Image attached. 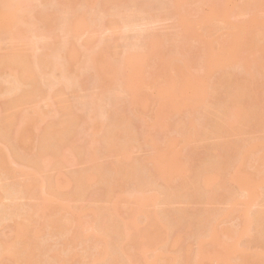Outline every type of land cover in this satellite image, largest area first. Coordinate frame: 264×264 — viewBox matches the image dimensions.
<instances>
[{"label": "bare ground", "instance_id": "obj_1", "mask_svg": "<svg viewBox=\"0 0 264 264\" xmlns=\"http://www.w3.org/2000/svg\"><path fill=\"white\" fill-rule=\"evenodd\" d=\"M28 1L29 0H0V40L1 41L7 40V42H9L10 44L8 50L0 54V87L4 83L6 84L9 83L6 88H7V95L10 96L9 103L4 102L6 104V105L4 104L5 116H0L1 117L0 118V142H2L3 144L5 143L6 144L5 147L7 146L5 150L0 149L1 150L0 151V190L4 192L0 196L1 197L5 196L4 198H8L9 200V202L6 204L5 203L0 204V225H3V223H5L8 220L14 219L17 223V226L19 227L18 228L19 230H18L16 224H14L15 225L14 227L16 228V230H18V233H19L17 237H16V234L18 233L15 234L16 239L12 240V242L4 241L3 243V240L0 242V260L1 258L3 259L4 257H8V258L10 257L17 263L20 261V259H25V261H27L26 264H42V261L45 264H50V262L48 263V261L45 259L47 261L46 263L43 258L45 257L44 255H49V254L46 253L42 255V257L40 255L46 252L45 248L46 250L50 248L49 247L47 249V247H42V244L43 246L46 245L42 242H44L46 239L52 240L53 236L51 237L49 235L50 233L49 234L47 233V235H49L51 238L49 236L48 238H46L47 236L46 235L45 236L46 239L43 237L45 240L43 238L39 239L40 241L41 239H43L42 242L40 241L38 242L37 240H35V238L38 237L37 234L39 232V229L41 230L42 228L40 226L43 225V224H39L37 226L39 222L38 218H40V216H38L39 215L38 211L41 208L43 209V207L46 206L47 204L44 203L45 205L43 206L39 205L40 209L38 211H37V209L39 208L38 206H29V207H32L33 210L34 208L36 209V207L37 209L33 211L35 213L32 212L33 214L31 213V210L28 209L29 211L28 214H25L27 213V209L24 208L25 206L23 207L21 205L19 209H17L18 204H16L17 202L15 203V200L18 194L20 195V193L25 192L27 193L28 196H30V198L33 196L34 197L37 196V194L40 195L39 193H41L44 197V200L48 201L49 203H51L52 200H57L59 202L62 201L64 203H67L65 201L69 199L61 195L63 191H60L61 193H58V194L55 193V189L53 187L54 184L50 180L52 177L49 178L50 173H47L46 175V172L50 170V168L56 169L57 167L58 169L59 164L62 167L63 162L60 163L56 157V154H59L61 150L60 147H58L56 143L58 144L64 143L65 145L68 144L70 146H67V149L72 148L71 143L74 141L73 138H75V135L72 138L71 132L73 133V130L75 127H76L75 130H76L78 125L82 126L83 125L82 123L86 121L85 120L86 115H84L85 114L84 110H87V109L88 110L86 111V113L93 112L94 114H96L95 116L93 115L95 117L94 118L95 121L92 119L95 122V123L93 122L94 125L91 127L93 128L91 132L93 136L102 134L101 137H103L104 140H107L108 143H111V141L117 140L118 135H122V134H124V136L125 134L127 135V137L125 136L126 138L122 136L124 139L122 138V141L119 145L112 147L113 150H117L118 154H122L123 157L117 158L111 161L112 163L109 162L110 165L109 164H101L103 166H101L100 164L99 166L90 165V166H87L86 168L83 167L84 169H81V170H72V171H75V173H73L72 175L68 174V173H72V171L66 173L65 170L63 169L64 167L61 168L62 170L58 169L59 171H61L59 172V174L62 177V179L63 177H66V180H67L66 182L69 184H72L74 188V190H72L71 192L69 191L70 193L67 192L68 193L67 195L69 196L71 195L72 197L75 195H78L83 190H85L88 186L91 187L92 183L96 182L95 185L98 184L103 191V192L99 191V193L100 192L101 193H100V196H99L100 198L98 199V201H101V199L109 200L110 204H112L111 206H113L111 208L107 205H103L101 209L93 207L91 205H90L91 208L88 206L87 210L88 212H90V214L93 213L94 220L91 223H89L91 225H88L82 222H81L82 224L80 223L83 226L85 224L86 227L91 226V228L89 227L90 229H92L93 227V230L94 229L96 230L95 231L96 233H93L94 231H92L93 235L100 237L99 240L101 241V246L98 249V254L96 253L95 255H93L94 264H107L108 260L111 261V263L109 262V264H127L126 263L127 259L125 260V258H128L131 260L133 255L127 252L125 248H127V245L131 243L132 238L134 240L135 235L140 236V234L138 233H140V231H142L143 228H144L145 234L142 237L144 238L147 237V239L149 238L150 241H157L158 239H160L159 237H165L168 240L171 237L172 235L171 233L173 232L174 229L176 228L179 229L184 226L185 228L192 230L194 236H196L198 240L201 239V236L204 234V231H206V234L211 238L212 243L217 244L218 246H220L221 249H225L227 251L228 248H235L232 244L222 241L220 238L221 232H220L219 226H220L221 220L227 217L230 214V211L222 212L221 210H217V209L215 211H209L206 209L197 211V209L195 210L194 208H193L194 210L178 208L179 210L176 211L174 209H168V208L172 207V203L177 198L183 197V196H185L183 198H185L188 202L201 201L202 193H203L204 188H206V185L214 184V185H218L219 189L224 188L225 184L228 183L227 174L230 171L231 173H240L241 171H243V169L246 166V157H243L232 168V165L226 164L228 163L227 159H224L222 166L220 164L210 165L207 160V158L209 159V157L207 156V158L204 161L201 171L200 170L196 171L194 170V168L192 169L191 167H185L184 164H182V162L178 161L176 158H171L169 160L164 159L163 161L156 160L153 166L151 165L148 168L149 173L147 174H142L140 172L138 173L137 170L135 169V166H133V162H135V159H132L131 156L127 155L130 152L129 146L131 142L138 138L137 132L134 129L135 127L133 123L131 122V120L133 119L132 118L133 116L130 114L131 115L130 117L129 115V113H131L130 111L133 110V108L131 110H128L131 107H129L128 109L123 108L122 110L123 112L120 111L119 113V111L116 109V103L114 99V97H116V94L114 92L116 91L113 92V89L105 88L98 83H96V85L97 86L99 85L98 86L99 88L97 86L96 88H98L101 91L93 90L92 88H94L93 87L94 84L89 82L90 88L92 87L91 88L92 90L89 87H87L86 89L91 90L93 92L96 91V92L94 93L91 92L93 94H90V93L83 94L84 96L81 95L82 97L79 96L80 98H82V101H81L82 107L80 106L81 109L80 108L79 109L82 110L81 112L84 116L80 114V112H78L79 113L78 115L77 110L73 108V104L70 105L71 103H69L67 99H65L67 101L61 100L66 94L67 90L71 91L72 88L75 89L76 85L81 86L84 81H88V77L84 78V72L88 71L89 69L88 67L85 68V71L81 70L80 68H76L75 70L69 72L68 73L69 75L67 74L66 70L69 69L68 61L72 58H75L78 53L74 42L67 39V37H69L71 29L75 28L77 32L75 39L77 38L79 39L86 29H92L93 27L98 25V22L102 19L103 14H105L106 16H111V18L109 17L110 25H111L109 30L111 33L112 32L116 33L117 31L119 32L118 38L121 41L124 40L125 48L122 44L123 54L121 53V50H120V54L119 52L116 54L114 52L113 54L111 53V51L110 52L108 51V49L110 48L111 37L108 35L102 38L101 42L103 46L102 48L98 50V53L95 55V57L92 58V60L94 59L98 60L100 64L98 63L97 67L94 66V74L92 73L91 76L98 75V70H96L97 68H100L102 70V74L104 77H107L110 79L111 77L112 78L114 77L113 79H115L117 78V76L118 77L122 76L123 78L122 77H120L121 79L119 78V80H122L120 82L127 84L126 88L127 90L131 92L130 95L132 99H136V98H142L143 95L146 94L144 93L145 90L143 92L142 91L143 89L141 90V87H138V85L140 83H142L141 85H143L145 81L144 79H146V77L148 78V75L150 73L151 74L149 75L148 81L151 75L153 74L155 75L158 73L157 74V77H158V75L160 76V73H161L162 77L161 76L160 77L164 81V82L162 81L161 83L164 85L165 84L167 85L158 88V83H157V87H156L155 86L156 81L158 80L155 79L156 78L155 77L156 75H155L154 77L152 76L153 78L151 77L150 79L152 80L150 81L151 86H149V87L154 86L155 88L158 89L157 92L159 93L157 92L156 93L159 95L158 96L159 98L161 97V95H164L161 97V99H163V97L164 99H166L167 98L166 94L170 89L176 90V91H172L171 94H175V93L177 94V92L179 93L176 86H178L180 83H181L180 88L182 89V90L180 89L181 90L180 93H182V91H185L186 89L188 90V88L190 89L192 88L193 90L191 91L192 94L197 97L201 89L198 86V83L202 81V78L199 76H194L191 73H187L185 71V66L187 64L185 63L186 65L185 64L181 65L180 63H178L176 61L177 59H176V53H175V50L178 47L179 42L181 40L179 37L180 32L188 33L189 31L188 28L190 26V23H189L190 21H188L189 19H186V13L187 11H189L190 6L194 4V0H116L115 3L117 4L118 9L110 8V9H107L108 12L107 10L103 11L105 10L104 8L103 9L98 8L99 6L98 0L96 1L86 0V2L88 3V6H90V10H87L86 5L82 2V0H79V4H80L79 8H82L83 10H80L77 7L75 11L74 10L70 11L71 8L69 9L73 0H37L39 1V4L37 5H43L44 8L49 7V9L52 11H50L49 9H48L49 11L47 10L44 11L43 10L44 8L38 9L36 15H34L35 13V10H33L34 7L31 8L32 5H30ZM166 4H169V5H166ZM212 8L213 9H217V8H214V6L211 7V11L213 13L219 10L217 9V11L216 10L213 11ZM164 9L172 13V18H174V20L176 21V22L174 21V23L177 24V26L180 25L182 29L184 28V31L180 30L179 34L178 32H172L171 34H167L168 36L165 39L162 38L160 35L159 37L156 35L157 38H160V37L162 38L161 42H158L156 38H154L155 35L153 34L154 37H152V34L151 35L149 33L146 34L147 29L143 28L141 25L149 22L148 21L149 18H146V17H149L148 14H151V13L153 14L151 16L156 17L157 20L161 19V16H162L161 14ZM103 12H106V13H103ZM216 14H213L212 16L210 15L208 18H206V22H210L214 15L216 16L214 18H217L218 14L225 15V13H222V10L221 12L219 11L217 15ZM223 17H220V18H223ZM260 22L262 24L263 21L260 20ZM41 23L42 25L40 26ZM187 23L189 26H187ZM46 26L49 27V32L48 30L45 29ZM136 31L139 32V36L136 35L138 33ZM62 32L66 33V36H64V39H65L64 43L61 41H60V44H58L57 42H55L56 44H49L50 42L48 41H47L48 43L45 42L46 40L50 38L53 39L55 36H57L59 33H62ZM131 32L132 34L136 32L134 37L135 36H138V37H135V38L133 37V38L136 41L138 40L140 41L136 42L134 41L133 38L130 39V37H132ZM37 38L39 39L42 38L41 39L43 40L42 45L44 48L47 49V51L45 52L43 50H46V49L43 48L42 54L41 52H38L40 54L37 53V47H38L37 45L39 43V40L38 41L36 40ZM153 38L155 40H153ZM153 41L154 42L157 41V43L155 44L151 43ZM135 42L137 43V45ZM247 42L248 41L244 39L240 43V46L243 44H246ZM250 42L252 44L254 43L252 39L250 40ZM19 43L21 44L22 47L17 49V46ZM158 43L159 44L161 43V45H159ZM59 45L61 46L59 47ZM150 45L151 46L153 45L154 47L157 46V49L155 48L154 49L155 51L154 50L150 51L149 48L152 49ZM158 46H160L159 49H158ZM40 47H41V44H40ZM62 51L65 52V54H63ZM56 58L59 59V62H54V59ZM145 59L147 62L145 61ZM151 61H153V63ZM255 61L258 62V59H256ZM156 63L158 65L160 64L159 65L160 67H161V63L163 64L166 63L167 68H170L169 70L168 69L166 70L167 72L168 71L169 72L168 73L166 72L167 76L165 80H164L165 76L163 77V75H166V73L164 74L163 72H159V71H162L160 70L162 68H160ZM150 64L154 66L152 67V69L154 68L153 73L151 72ZM52 65H53V71L56 70V72H59L58 74H55V72L53 71H52L53 73L46 72L47 68H51ZM163 66L164 65H162V67ZM6 67L10 69L9 72L4 71L3 68H6ZM146 67L147 68L150 67V68L147 69ZM128 68L130 69L129 73L127 71L126 72L124 71V69H128ZM157 68L158 69L160 68L159 71L155 70ZM148 72L149 74L147 75ZM263 72H264V66L263 64L258 62L257 69L255 70L247 69L245 72L241 73L242 74L241 76L239 73H236V72H231L230 74H228L229 76L228 79L223 82V84H227L225 89L228 91V94L232 90L231 85H233L235 82H239L238 84L239 88L244 90L245 92L240 93L233 101H231L229 96L221 100V106L218 110V113H219L218 116L214 120L212 118L210 119V123L214 125L218 131L227 130V126L230 124L231 117H234V119L237 120L238 122H247V123L254 117V113L252 112V110L257 105L258 93L252 87V82L255 83L257 80V75ZM125 73L127 75H125ZM5 74L9 75L8 79H4ZM176 74L178 76L180 75V77H177ZM81 78H84V80H81ZM124 78H126V81L124 80ZM180 78H181V81L178 82ZM161 83L159 82L160 86H161ZM168 84L169 86L170 84H172L171 87L173 86L174 88L167 89ZM149 87L147 85V88ZM140 91L143 93L142 95H140L141 94ZM138 92H140L139 95H138ZM171 94L169 95L173 99L174 97ZM46 95L48 96L47 98H46ZM55 96H56V99L58 96L57 100L60 99L63 103L65 101L64 104L66 106L63 108L66 110H63L61 105H60L61 107L60 110L62 112L64 111L67 112V115L65 114L67 120H65L66 119L65 118L60 126H58L56 123L51 121L53 122V124L49 122L51 125L47 127V124H48L47 123L45 125L46 128H44L43 132H41V134L39 135L40 132L38 133L37 131H34V130L40 129L38 131H42L41 129H43V127L39 126V124L37 123V119L35 121V118L38 117L40 114L39 112L34 110V108H36L38 104H40L41 100L51 101V99L53 100L54 99L53 97ZM146 96L147 97L144 96L145 101H148L146 100V98H148V95ZM170 96H168V98H170ZM39 98L40 99L42 98V99L40 100ZM172 99L170 98V100ZM145 101H142L143 105ZM166 101L168 102V104L171 105V103H169L170 101L168 100ZM172 101L175 102L176 100L174 101L173 99ZM176 103H172L173 105L171 106L172 107L176 106L175 105ZM246 103H249V109L246 108ZM25 104L29 105L28 106V108H30L29 111H26L27 107L21 109V107H23ZM160 104L162 107L163 104L161 102ZM168 104L167 106L169 107ZM161 107L159 108V110L161 111L156 112L157 116L164 113L162 109L165 108L166 106L163 108ZM124 109L125 111L126 110L128 111L126 112L129 117L125 115ZM60 110H56V111L60 112ZM174 110H178V108L176 107ZM4 114L0 113V115H4ZM69 115H71V117L72 116L75 117V119H73L74 121L72 120L73 117L71 118V120L73 121V124H71L70 119H69L70 122L68 121V118H70ZM110 115L113 118L112 119L110 117L112 120L111 122H114V123L110 124L111 123L110 122L109 124H106V121H104V118L102 117H105L106 119H108ZM41 116L46 117L48 115L44 116V113H43V115H40V117ZM40 119H38V121ZM40 121H42V119ZM77 122L78 124H76ZM34 123H36V125L34 126L32 125L33 127L30 126L31 124H34ZM15 124L16 125L18 124L19 126L18 125L17 126L19 128H17ZM252 124L256 127L264 128V122L263 123L253 122ZM71 125H74V127L72 128ZM181 126H182L181 122H178L177 128H180ZM32 128H36L33 130L34 132H32L31 130ZM30 130L33 134L37 132L36 135L37 136L39 135L38 139L34 140L35 138L33 137L37 138V136L35 134L34 136L32 133L30 134ZM30 136L32 137V139ZM37 140H38V143H37ZM94 140L95 139L93 138L92 141ZM31 142L32 143L36 142L37 144L35 143L34 145H36L37 148H39V150H37L36 147L33 146ZM30 143L33 147H31ZM256 143H258L259 145H264V137L263 138L261 137ZM29 146L30 148H32L31 149L32 154H33L32 150H34L33 149L34 147L36 150L35 152L38 154H35L34 152L35 156H33L34 154L31 156ZM52 146L54 147L52 148ZM55 146L59 149H54L56 148ZM229 146H230L231 151L236 150L238 148L239 150L241 148H244L245 149L244 154H252L253 147H254L252 144L241 146L237 142H232L229 144ZM79 147L77 146L75 148V152H77L78 154H82L84 151V146L81 145V147L80 148ZM109 147L110 146L108 144L105 146V148H109ZM216 151H219V148H217ZM1 152L3 155H1ZM24 152L27 153L26 159H25L26 155L23 154ZM166 153L167 151L164 152L163 154H166ZM86 154H93L91 151V148L86 150ZM22 155H25L23 157L24 160L22 161V163L20 162V164L25 167L23 168L24 169L27 168L28 172L30 171V169L35 170L34 172H32L34 175V178H32V180H30L31 177L33 176V175L30 176L31 173L30 174L28 173L26 175V176H29L28 177L29 180H28L27 177L23 175L27 173V171H24L23 169L21 171L23 172V174L17 173L21 169H19L17 166V168L19 169V170L17 169L18 170L17 171L15 168L16 166L15 167L13 166L14 164L19 165V159L22 157ZM259 159L260 160L264 159V156H261ZM24 162L26 164H24ZM130 162H132V165ZM251 166H255V165L252 164ZM259 166L260 165H258V167ZM63 170L65 174L62 172ZM257 170H260V172L263 171L261 169H257ZM9 173L13 175L14 177H12ZM35 173H36V176H35ZM190 173L194 174L193 178ZM3 174H5L4 177L5 176L7 177V175L9 176V178L12 177L10 179L7 177V180L9 182H7L6 177H5L6 181L5 180L3 181L2 179ZM20 174H22L24 178H20ZM17 177L19 178L17 179ZM25 177L27 180L25 179ZM181 177H184V178H181ZM243 177L244 176H239V180H242ZM14 178L17 180H15ZM158 178L165 179L168 184L165 183L166 185H162L164 186V188H162L158 184ZM190 178L191 180H189ZM19 179H21L22 181ZM24 179L26 181H24ZM10 180H13V182H10ZM177 181H180L181 183H178ZM259 181L260 182L256 180L248 181L250 186L247 188L249 190V193L245 195L246 202L249 203L251 197H255V200L259 199L260 194L256 192V188L261 184L264 185V175H261V177L259 178ZM243 183L244 182L239 183L238 185L239 188H245ZM118 187L120 188L119 190L117 189ZM156 191L159 194L156 193ZM27 195H22V196H27ZM42 195H40L41 198H42ZM217 196L220 197V194L216 195V197ZM231 196H233V194ZM159 198H161L164 202H166V204L167 203L169 204L164 209L166 210V212L164 210H159V209L158 210L156 209V211L151 210V212H148L147 210L146 212L140 207L141 205H149L148 204L149 202H157ZM134 200H137V201H134ZM123 201L126 202L125 204H128V203L135 204L137 202L138 208H137L136 214L134 215V218L126 217V218H123L122 221L120 219L118 221L115 217V213L118 210V208L124 203ZM60 205L65 206V204H60ZM49 206L52 208H50ZM21 207L26 212H20ZM53 207L54 206L50 204L48 205V207H45L44 209L47 212L46 210L47 208H50L53 210ZM73 207L74 206H71V209ZM65 208H67V206H65ZM74 208H73V211L75 212L77 211L76 214H78L79 211L75 210ZM54 209H56V207ZM85 209L81 208L80 213H82L83 212L82 210H85ZM89 209H91L92 211H89ZM53 211L55 212V210ZM46 212H42V213H45L46 215ZM21 213L24 216L21 215ZM42 213L40 215H42ZM57 214H56L57 216L60 215L59 217L55 215L57 219L54 215L52 216H54L55 219L54 217H51L52 219L50 221H52V224H51L52 229L53 231H56L58 234L63 232V234L68 236L69 233H71L69 221L72 218L70 219V217H67V215H61L59 213ZM86 214L87 213H85V215ZM45 215L43 214V216L41 217H45ZM142 215H144L146 218L145 224H142L140 221V218ZM63 216H66L65 218L66 219L68 218V220H65V218L63 219L62 218ZM36 217L38 218L36 219ZM21 218H22L23 223L20 222ZM23 218L25 220H23ZM36 221L38 222L36 223ZM169 221L172 223H169ZM257 223H259L260 226H262V224L264 226V208L257 212H253V213L248 212L246 214L241 224L240 233L246 232V234L250 235V233L252 232V226L256 225ZM83 226L82 228L85 227ZM35 227L36 229L39 227L37 229L38 231H36L37 234H35ZM135 231L137 232V234ZM73 233L74 232L71 233V238L73 237ZM133 233H135L134 236H133ZM226 233L231 238L233 237V235L235 236L236 233H238V230L230 229L226 231ZM260 233L264 234V227L260 228L257 234L255 233L253 234L254 238L258 239L259 236H262V234ZM51 235H52V232H51ZM60 236L61 237L58 236L60 239L63 238L62 235ZM67 236H65L64 238H66ZM75 236H77V233H75L74 237ZM179 237L180 236H178V238ZM69 238L70 236L68 237V239ZM55 240L57 241L59 239L54 238V243L56 242ZM64 240H62V243L64 244V242H66L65 249L67 251L66 252L67 254L64 252L65 254L63 255L64 262L62 261L60 257L61 254L60 256L57 255L59 251L57 252L55 248L52 250L53 252L50 251V249L48 250L49 252H52L51 254L55 253L53 258H52V255L48 256V260H50L49 258L51 257L54 260L58 258L57 260L60 261V262L58 261L59 262L58 264H62V263L63 264H71V263L78 264L80 259L77 260L78 258H76L75 256L78 253V251L76 250V247H75V250L73 249L74 246L71 247L74 251H77V253L75 252L76 254H74V257H75V260H74L72 257L74 252L72 253L71 252L72 249L70 248V246H72L73 240H76V238L72 240L69 239V244H71L70 246L68 244L69 247H67V239H64ZM50 241L48 242L50 243ZM39 243H42L40 246L42 247L41 249L38 248ZM62 243L61 245L64 246ZM133 243H135V245H133V247H135L140 242L135 241ZM57 245L58 243H56V246ZM49 246L56 247L55 244L54 246H52L51 244ZM87 247L85 249L86 252H83V253H87V249H90ZM220 248L213 250L212 252H210L211 253L210 254L205 249L203 243L200 242V247L198 248L199 250H196L194 254L188 251L185 257V260L181 262L180 258L177 257L176 260L173 261L172 264H203V260L211 259V258H216L215 260H218V261L220 260L225 261V256ZM38 249L39 251H41V253L38 252ZM42 249H44L43 252H42ZM134 249L132 251H134ZM90 250L88 251L90 252ZM240 251L245 252L246 250L244 248H241ZM143 252H145V249L143 250ZM36 253H39L40 255ZM81 253L82 252H80V256L81 257L83 256L82 258L84 259L85 255ZM121 254H123V257L121 256ZM258 254L261 257H264L262 256L264 255V253L258 252ZM38 255L41 258L38 257ZM77 255L79 257V254ZM71 258L73 262H71L72 261ZM82 258L80 260V263L84 261L82 260ZM244 259L247 263L249 262L248 261L249 256L247 254L246 256H244ZM54 260H52L53 263H54ZM57 260L55 261V263H57ZM254 260L261 261V259L257 257V254L254 257ZM74 261H78V262H74ZM1 262L2 261H0V264Z\"/></svg>", "mask_w": 264, "mask_h": 264}, {"label": "rangeland", "instance_id": "obj_2", "mask_svg": "<svg viewBox=\"0 0 264 264\" xmlns=\"http://www.w3.org/2000/svg\"><path fill=\"white\" fill-rule=\"evenodd\" d=\"M98 1H99L98 8H101V9L104 8L105 10H103V11H106L107 9H110V8L118 9L117 4L115 3L116 0H98ZM243 1H244V3H243ZM28 2L30 3V5H32L31 8L34 7L33 8V10H35L34 15L37 14L38 9L44 8L43 5H37V4H39V1H37V0H29ZM82 2L86 5V9L90 10V6H88V3L86 2V0H82ZM79 5H80L79 0H75V1L73 0L71 3V6L69 7V9L71 8L70 11H73V10L75 11V9L77 7L79 8ZM166 5H169V4H166ZM212 6H214V8H217L219 10L217 11V9L212 8L213 11H215V10L217 11V12L213 13L211 11ZM98 8H96V9H98ZM48 9H49V7H46L43 10L49 11L50 9L49 10ZM79 9L83 10L82 8H79ZM220 9L222 10V13H225V15L220 14L221 15L220 16L218 14L219 11L221 12ZM50 11H52V10H50ZM223 11H225V12H223ZM107 12H108V10H107ZM211 12H212V14H211ZM103 13H106V12H103ZM216 13L218 14L217 18H214V17H216L214 15L210 22H206V18H208L210 15L212 16L213 14H216ZM148 15H149V17H146V18H149V20H148L149 22L142 24L141 26L143 28L147 29L146 34L147 33H149L150 35L152 34V37H154L153 36V34H154L155 35L154 38H156V40L158 42H161L162 38L165 39L168 36L167 34H171L172 32H178V34H179L180 30L184 31V28L182 29V27L180 25L177 26V24L174 23L175 20H174V18H172V13L166 11L165 9L163 10V12L161 14L162 15L161 19H159V20H157L156 17L151 16V15H153L152 13L148 14ZM145 16H146V14H145ZM219 16L220 17L224 16V17L220 18ZM109 17L111 18V16H106L105 14H103L102 19L98 22V25H96L92 29H86L79 39L78 38L75 39V36L77 34L76 29L75 28L71 29V27H70L71 31H70L69 37H67V39L74 42V44L76 46V50L78 51L79 54L77 53V56L75 58H72L68 61V68L69 69L66 71H67V74L69 72L75 70L76 68H80L81 70L85 71V68L88 67L89 68L88 71L84 72V78L88 77V81H84L81 86L76 85L75 89L72 88L71 91L67 90L66 94L64 95V97L61 100L63 101L65 99H67L68 102L71 103L70 105L73 104V108L75 110H77V114L79 115L78 112H80V114H82V112H81L82 110H80L82 98H80L79 96H81L83 94H89V93L93 94L94 92H96V91H94V92L91 91L92 89L97 90V91H101L98 89L99 85L97 86L96 83L102 85L105 88L113 89V92L116 91V92H114L116 94V97H114V99H115V103H116V109L119 111V113H120V111L123 110V108L128 109L129 107H131L128 110H131L133 108V110L130 111L131 113H129V115L131 114L133 116L132 117L133 119L131 118L132 119L131 122L133 123V125L135 127L134 129L137 132L138 138L131 142V144L129 146L130 152L127 155L131 156L132 159H135V162H133V166H135V169L137 170L138 173L139 172L142 174L149 173L148 168L151 165L153 166V164L156 160H162L163 161L164 159L169 160L171 158H176L178 161L182 162V164H184L185 167H191L192 169L194 168V170H196V171H198V170L201 171L203 164H204V161L207 158V156L209 157V159L207 158V160H208V163L210 165L220 164L222 166L224 159H227L228 163H226V164L232 165V168L243 157H246V166L243 169V171H241L240 173H231V171H230L227 174L228 175V183L225 184L224 188L219 189L218 185H214V184L213 185H206V188H204L203 193H202V200L201 201H190V202H188L185 198H183L185 196L182 195L183 197L177 198L172 203V207L168 208V209H174L176 211H178L180 208L181 209H190V210H194V209L196 210L197 209V211L202 210V209H206L209 211H215L217 209V210H221L222 212L230 211V214L221 220V223L219 226L220 232H221L220 238L222 241H225L229 244H232L235 248H228L227 251L225 249H221L220 246L212 243V240L206 234V231H204V234L201 236V239L198 240V238L196 236H194L192 230L187 229L184 226L182 228H179V229H177V228L174 229L173 232L171 233L172 234L171 237L168 240L165 237H159L160 239H158L157 241H150L149 238L147 239V237L146 238L142 237L145 234L144 228L142 227L143 228V229L141 228L142 231H140V233H138V234H140L141 237L138 235H135L136 238L134 237V240L136 242H140V243L139 244L137 243L138 245L136 244L137 246L133 247V245H135V243H133V242H135V241L132 238L131 243H129L127 245V248H125L127 250V252H129L133 255L131 260L128 258H125V260L127 259L126 263L127 264H172L173 261H175L177 257H179L181 262H182L183 260H185L187 252L190 251L192 254H194L196 252V250H199L198 248L200 247V242H202L205 249L208 251V253L212 252L213 250L220 248L222 250L224 256H225V261L220 260L221 261L220 262L218 260H215L216 258H211V259L203 260V264H264V257H261L258 254V252L264 253V234L260 233V234H262V236H259L258 239H255L253 236L254 233L257 234V232L260 228L264 227L263 224H262V226H260L259 223H257L256 225H253L252 226V232L250 233V235L246 234V232L240 233L241 224H242L243 219L245 218L246 214L248 212H250V213L257 212V211L262 210L264 208V185L263 184L259 185L256 188V192L258 194H260L259 199L255 200V197H251L249 203L245 201L246 200L245 195L249 193V190L247 188L250 186V184L248 181L249 180H256V181L260 182L259 178L261 177V175H264V159H262V160L259 159L261 156H264V145H259L258 143H256L261 137L262 138L264 137V128H259V127H256L252 124L253 122H258V123L264 122V102H263V100H264V72L257 75V80L255 83L252 82V87L254 88V90L257 91L258 98H257V105L252 110V112L254 113V117L248 123L247 122H238L237 120L234 119V117H231L230 124L227 126L226 131H218L216 129V127L210 123V119L212 118L214 120L219 114L218 110L221 106V100H223V99L227 98V96H229L231 101H233L240 93L245 92L244 90L239 88V86H238L239 82H235L233 85H231L232 90L228 94V91L225 89L227 84H223V82L228 79V77H229L228 74H230L231 72H236V73H239L241 76L242 75L241 73L245 72L247 69H252V70L257 69L258 62H260L264 66V24H263V22H264V0H194V4L190 6L189 11H187V13H186V19H189L188 21H190L189 22L190 26L188 25V23H187V26H189L190 29L188 28V30H189L188 33H185V32L181 33L180 32L179 37L181 40L179 42L178 47L175 50V53H176V59H177L176 61L178 63H180L181 65H184L185 63L187 64V65L185 64L186 65L185 71L187 73H191L194 76H199L202 78V81H200L198 83V86L201 89H200V91L196 97L191 92V91H193L192 88L191 89L188 88V90L186 89L185 91H182V93H180L182 90L180 88L181 83L179 85L177 83L178 86H176V88L179 91V93L177 92V94H176L174 92L175 94H171L172 91H176V90L170 89L171 91L169 90L170 92L168 91L166 94L167 98H168V96H170L169 94H171L174 97L173 98L174 101L176 100L177 103H176V101L175 102L172 101L173 99L171 96H170V98L172 100H170V98L164 99V97H163V99H161V97L164 95H161V97L159 98L158 97L159 95L157 94V93H159V92H157L158 89L155 88L154 86L149 87V86H151L150 81H152L150 79L152 76L154 77L155 75H156L155 79L158 80V81L154 80V81H156V85L154 84L156 87H157V83H158V88L167 85V84L164 85L161 83L163 81V79H161V77H162L161 73H160L161 77L159 75L157 77L158 73L155 75L154 74L151 75L149 81H148V78H149V75L151 73L150 74H149V72L147 73V75L149 74L148 78L146 77L147 80L146 79H144L145 81L143 80L144 81L143 85H141L142 83L139 84L141 86L138 85V87H141V90L143 89L142 90L143 92L145 90L144 93H146V94L143 95L142 98H136V99H132V97L130 95L131 92L129 90H127V88H126L127 84L120 82L122 80H119V78L122 76H119V77L117 76V78H115V79H113L114 77L113 78L111 77V79L104 77L102 74V70L100 68L96 69V70H98V75L91 76L92 73L94 74V66L97 67L98 63H99L98 60H96V59L92 60V58H94L95 55L98 53V50L100 48H102V46H103V44L101 42L102 38H104L105 36H108V35L111 37L110 48L108 49V51L109 52L111 51V53H113V54H114V52H115V54L118 52L120 54V50L122 53V51H123L122 44H123V46L125 45L124 40L121 41L118 38V33H119L118 31L116 33L110 32L109 29H110L111 25H110V18ZM260 20L263 21L262 24H261ZM41 25H42V23L40 24V26ZM45 29L48 30V32H49L48 26H46ZM132 32H131V34H132ZM136 32H138V31H136ZM136 32H134L131 35L132 37H130V39H132L134 37ZM136 35L139 36V32ZM156 35L158 37L160 35L162 38L161 37L157 38ZM64 36H66V33L62 32V33H59L57 36H55L53 39L50 38V39H48L46 41L44 40V41L46 43L50 42L49 44H56L55 42L60 44V41L63 43L65 42ZM138 36H135V37H138ZM39 38L36 39L37 41L39 40V43L37 42L38 43L37 46L39 47V48L37 47V53L41 52V54H42L43 51L46 52L47 49L44 48L42 45V43H43V40H41L42 38L41 39H39ZM154 38H153V40H155ZM244 39L247 40L248 42L246 44H243L240 46V43ZM251 39L254 41L253 44L250 42ZM134 41H136V40L134 39ZM134 41H132V42H134ZM138 41H140V40H138ZM138 41H136V42H138ZM157 41H155V42L153 41L151 43L155 44V43H157ZM40 44H41L42 48L40 47ZM9 45L10 44H9V42H7V40H4V41L0 40V54L7 51L9 48ZM136 45H137V43H136ZM159 45H161V43ZM60 46L61 45H59V47ZM20 47H22V46L19 43L17 46V49ZM151 47H152V49L149 48L150 51L154 50L155 48L157 49V46L154 47L152 45ZM159 47L160 46H158V49H159ZM43 48L46 50H43ZM124 48H125V46H124ZM62 53L65 54V52H63V51H62ZM38 54H40V53H38ZM256 59H258V62L255 61ZM60 60H61V58H60ZM145 61H146V59H145ZM54 62H59V59H57V58L54 59ZM151 62L153 63V61H151ZM163 63H161V67L159 66L160 64L158 65L156 63L160 68H162V69L159 68L162 71H159L158 68L155 70H158L159 72H163L165 74L167 72L166 70L167 69L169 70L170 68H167V64L166 63L163 64ZM156 64H155V66H156ZM162 65H164V66L162 67ZM150 67H148V68H150L151 72L153 73L154 68L152 69V67H154V66L150 64ZM3 69L6 72L10 71V69L8 67L3 68ZM128 69H124V71L125 72L127 71L129 73L130 69L129 70ZM52 71H53V65L51 66V68H47L46 72H51V73L55 72V74L59 73V72H56V70L53 72ZM167 73H166V75H163V77L165 76L164 80L166 79ZM125 75H127V74L125 73ZM176 76L180 77V75L178 76L177 74H176ZM4 77H5L4 79H8L9 75L5 74ZM84 78H81V80H84ZM124 80L126 81V78H124ZM180 81H181V78H180V80H178V82H180ZM89 82L94 84V86H93L94 88H92V87H91L92 89L90 88ZM159 82L161 83V86L159 85ZM8 84L9 83H7V84L4 83L0 87V113H2V114L5 113L4 112L5 111V106H4L5 103L4 102L9 103V100H10V96L7 95V88H6ZM147 85L149 88H147ZM171 85L172 84H170V86H169V84H168L167 89L168 88H174L173 86L171 87ZM96 86L98 88H96ZM174 86H175V84H174ZM87 87H89L91 90L86 89ZM137 90H138V88H137ZM91 92H93V93H91ZM140 92H138V95ZM142 94L143 93L141 92L140 95H142ZM146 95H148V98H146V100H148V101H145L144 96L147 97ZM47 97L48 96L46 95V98ZM53 98L54 99L53 100L51 99V101L50 100L49 101L41 100L42 98L41 99L39 98L41 100V102L38 100L40 102V104H38V106L40 108L36 105L37 107L36 106L35 107L37 109L34 108V110L39 112L40 115H43V113H44V116L45 115H48V116H46V117L41 116L40 117V115L39 116L36 115L38 117L35 118V121L37 119V123L39 124L40 127H43V129H41L42 131H38L40 129L37 130L36 128H32L31 129L32 132H34V131H37L38 133L40 132L39 133V135H40L41 132H43L44 128H46L45 125L47 123H48L47 127L49 125H51L50 123L53 124V122L56 123L58 126H60L61 123L63 122V120L66 118L67 112H65V111L62 112L60 109H61V107L63 108L66 106L64 103L67 100H65L63 103L60 99L57 100L58 96H57V99H56V96ZM160 99H161V101H160ZM166 100L170 101L169 103H171V105H173L172 103H176L175 104L176 106L172 107L170 104H168V102ZM142 101H145L144 105H143ZM60 102H61V104H60ZM160 102L164 106L162 105V107H161ZM167 104L169 105V107L167 106ZM60 105H61V107H60ZM28 106H29L28 104H25L23 107H21V109H23L25 107L28 108ZM160 107L161 108L165 107L162 109V111L164 113L157 116L156 112L161 111V110H159ZM176 107L178 108L179 111L174 110ZM27 108H26V111H29L30 108H28V109ZM246 108L249 109V103H246ZM55 109L60 110V112H57ZM125 109H124V113H125V115H127L128 111L126 110L127 111L126 112ZM63 110H66V109L63 108ZM87 110H84L85 111L84 115H86L85 116L86 121L82 123L83 124L82 126L78 125L76 130H75L76 127L74 128L75 131L73 130V133H75V134H73L71 132L72 138L75 135V138H73L74 141L71 143L72 148L67 149V146H70L68 144L65 145L64 143L63 144L62 143H60V144L56 143L57 146L60 147V149H61L60 153L56 154V157L60 163L63 162V165L61 164L62 167L59 164L58 169L62 170L61 168L64 167L63 169L65 170L66 173L71 172L72 170H81V169H84L83 167L86 168L87 166H90V165L99 166V164L100 165L101 164H109V162L112 163L111 161H113L117 158L123 157L122 154H118V151L113 150L112 147H115L121 143L122 138H123L122 136H124V134L118 135L117 140L111 141V143H108L107 140H104L103 137H101L102 134L97 135V136H93L91 133L93 128H91V127L94 125L93 124V122L95 121L94 116L96 114H94L93 112L91 113L89 111H88L89 113H86ZM118 111H116V112H118ZM41 112H42V114H41ZM6 113H7V111H6ZM36 114H38V113H36ZM131 115H130V117H131ZM0 116H5V114L0 115ZM69 116H70V118H68L69 122H70L72 117H73L72 120L75 119L74 116H72V117H71V115H69ZM69 116H67V117H69ZM92 116H93V118H92ZM39 117L42 119V121H40L41 119ZM42 117L44 118V120ZM110 117L112 118L111 115L109 116L108 119H106L105 117H102V118H104V121H106V124H109L112 121ZM38 119H40V120L38 121ZM65 120H67V118ZM72 120H71V124H73V121H74V120L73 121ZM51 121H53V122H51ZM82 121H84V120H82ZM178 122H181L182 126L180 128H177ZM113 123L114 122H111L110 124H113ZM76 124H78V122ZM79 124H81V123H79ZM17 125L15 124V126H17ZM32 125L34 126V125H36V123L31 124L30 126H32ZM18 126H17V128H19ZM30 126H29V128H30ZM35 127H37V126H35ZM71 127L73 128L74 125H71ZM34 129H36V130H34ZM15 130H16V128H15ZM31 130H30V134L32 133ZM37 132H35L34 134L36 135ZM39 135L38 136L36 135L37 138L33 137V138H35L34 140L38 139ZM125 136L127 137L126 134H125ZM125 136H124V138H126ZM93 138L95 139L94 141H92ZM31 139H32V137H31ZM232 142H237L241 146H246L247 144H252L254 146L252 154H244V152H245L244 148H241L240 150L238 148L236 150L231 151L229 144ZM31 143H30V145H31ZM35 143L36 142L32 143L33 146H35L36 149L39 150V148H37V146L34 145ZM37 143H38V140H37ZM66 143H68V142H66ZM114 143H116V144H114ZM107 144L110 146L109 148H105V146ZM112 144H114V145H112ZM5 145H6L5 143L3 144L2 142H0V149L5 150V148L7 147V146L5 147ZM81 145L84 146V151L82 154H78L77 152H75V148L77 146L81 147ZM33 146L31 145V147H33ZM35 147L33 148L34 150H32L33 154L36 151ZM53 147L54 146H52V148ZM29 148H30V146H29ZM89 148H91V151L93 154H86V150ZM217 148H219V151H216ZM26 149H28V148H26ZM31 149L32 148L29 149L30 152H31ZM54 149H59V148L56 147ZM166 151H167V153L163 154ZM26 152L23 153L26 156L22 155V157L20 158L21 160L19 159V165H21L20 162L22 163V161L24 160L23 159L24 156L26 159V157H27ZM4 153H5V151H4ZM33 154L31 152L30 155L32 156ZM35 154H38V153L35 152ZM35 154L33 156H35ZM1 155H3L2 152H1ZM31 156H30V158H31ZM132 159H131V161H132ZM25 162H24V164H26L28 161L26 163ZM130 163L132 165V162H130ZM252 164H254L255 166H251ZM19 165L14 164L13 166L14 167L16 166L15 167L16 170L18 168L21 169V170L18 169L20 172L17 170L18 171L17 173L23 174V172H21V171L25 167L22 165L21 166H19ZM258 165H260V166L258 167ZM17 166H18V168H17ZM51 166H53V165H51ZM101 166H103V165H101ZM20 167H22V168H20ZM58 169H57V167H56V169L50 168V170H48L46 172V175H47V173H50L49 178H51V177L53 178V179L51 178L50 180L54 184L53 187L55 189V193H57V194L61 193L60 191H63V193L66 192L64 194L62 193L61 195L65 198L69 199V200L64 199V200H66L65 202H67V203H64L62 201L59 202L57 200H52L53 202L51 201V203H49L48 201L44 200V197L41 193H39V194L42 195V198L38 194H37L38 197L33 196L30 198V196H28L27 193L22 192V193H20V195L18 194L16 196L15 203L17 202L16 204H18L17 209H19V207L21 205L23 207L25 206L24 208L27 209V213H25V214H28V212H29L28 209L31 210V213L37 209V207H36V209L34 208V210H33L32 207H29V206H38L39 207V205L43 206V205L47 204L46 206L43 207V209L45 207H48V205H50V204L52 206H54L53 210H55V212L52 209H50V208H52L50 206H49L50 208L46 209L47 212L45 211V209L44 210L42 208L40 209V207L37 209V211L40 209L42 212H46V215H45V213H42L40 210L38 211V214H39L38 216H40V218L36 217V219L38 218V221H39V222L36 221V223L38 222L37 226L39 224H43V225L40 226L42 228H41V230L39 229L38 234L36 231H38L37 229L39 227L37 229L35 227V234H37V236H38V237H36L37 239L35 238V240H37L39 242L40 241L39 239L43 238V237L45 238L47 233L48 234L50 233L49 235L51 237L53 236L55 239H59V240H57V241L55 240L56 242L54 243L53 237H52V240L46 239L49 236V235H47L45 238L46 240L43 238L45 240L44 242H42L43 239H41V241H40V242L46 244L47 246L46 245L43 246L42 243H39L38 248L41 249L42 247H47V249H48L50 247L49 248L50 251H52L55 248L57 252L59 251L57 255L60 256V254H61L60 257H61L62 261L64 262L63 255L67 251L65 249V243L66 242H64V244H63L62 240L67 239V247H69L71 245V244H69V239L72 240V239L76 238V240H73L72 246H70V248L74 246L73 249L75 250V247H76V250L78 251V253H77V251H74L72 248H71L72 250L69 249V250H71L72 253L74 252L72 257L75 260L74 254H76V253L79 254V257H81L80 252H82L81 254H83L85 256H84V259L82 258L83 256L81 257L82 260H84V261H82L80 263L81 258H79L78 255L76 254L75 256H76V258H78L77 260H79V259L80 260H79V262L78 261H74V262H78V264L79 263L82 264L84 262H85L84 264H94V256L93 255H95L96 253L98 254V249L101 246V241L99 240L100 237L93 235V233H96L95 232L96 230L95 229L93 230V227H92V229H90L91 226H89L90 227L89 228V227H86L85 224H84L85 227L81 224L86 223L88 225H91L89 223H91L94 220L93 213L91 212L92 214H90V212H88V210H87L88 206L90 207V205H91V206L99 208V209H101V207H103V205H107L111 208L113 206H111L112 204H110L109 200L101 199V201H98V199L100 198L99 197L100 193H101V192L99 193V191H102V189L98 184L95 185L96 182L92 183V185L90 184L91 187L88 186L85 190H83L78 195H75L73 197L71 195L70 196L67 195L72 190H74V188H73L72 184H69L66 182L67 181L66 177H63V179H62V177L59 174V172H61V171H59ZM257 169H261L263 171L260 172V170H257ZM31 170H33V171H31ZM64 170L62 172L65 174ZM24 171H27V173L24 172L25 173V174H23L24 176H26L28 173L29 174L31 173L30 174V176H31V175H33L32 172H34L35 170L30 169V171L28 172V170L26 168V169H24ZM73 173H75V171H72V173H68V174L72 175ZM14 174H16V173H14ZM22 174H20V178H24ZM190 174L193 178L194 174L193 173H190ZM4 175L5 174L2 175L3 181L5 180V177H6V176L4 177ZM11 176L14 177L13 175H11ZM35 176H36V173H35ZM239 176H244V177L242 178V180H239ZM7 177L9 178L8 175H7ZM7 177H6V180H7ZM12 177H10V178H12ZM26 177L28 179L29 176H26ZM26 177H25V179H26ZM18 178L19 177H17V179ZM32 178H34V175L31 177L30 180H32ZM181 178H184V177H181ZM17 179H15V180H17ZM25 179H24V181L27 180V179L26 180ZM64 179H65V181H64ZM19 180H21V179H19ZM189 180H191V178ZM7 182H9V181L7 180ZM10 182H13V180H10ZM177 182L181 183L180 181H177ZM241 182H244L243 184H244L245 188H239L238 185ZM165 183H167L165 179L158 178L159 186L164 188V186H162V185H166ZM187 183H188V181H187ZM117 189L119 190L120 188L118 187ZM0 192H1L0 195L4 193L1 190H0ZM156 193H158V192L156 191ZM218 194H220V197H218V196L216 197V195H218ZM232 194H233V196H231ZM22 195H27V196H22ZM2 196H4V195H2ZM4 197L0 196V204H2V203L6 204L9 202L8 198H4ZM134 201H137V200H134ZM59 203L65 204V206H67V208H65V206H63V205L61 206ZM125 203L126 202H124L123 204L121 203L122 205L120 204L121 206L118 208V210L115 213V217L118 221H119V219L122 221L123 218H126V217L134 218V215L136 214V211L138 208V203L137 202L135 204H129V203L125 204ZM148 204L149 205H141L140 207L146 212H147V210H148V212H151V210L156 211V209L157 210L158 209L164 210L167 207V205H169L168 203L166 204V202H164L161 198H159V200L157 202H149ZM71 206H74L75 208L74 207L73 208L75 210L79 211L78 212L79 215L76 214L77 211L75 212V211H73V208L71 209ZM55 207H56V209H54ZM81 208H84V209L86 208L85 210H82L84 213L82 211H81L82 213H80ZM22 209L23 208L21 207L20 208L21 211L20 210H18V211L26 212L24 209L23 210ZM89 211H92V210L89 209ZM164 211L166 212V210H164ZM31 213H29V214H31ZM33 213H35V212H33ZM41 213H42V215H40ZM57 213H59L61 215H67V217H70V219L72 218L69 221L70 230H71V233L74 232L73 237H74L75 233H77V236H75L74 238L73 237L71 238V233H69V235L67 236V235L63 234V232L58 234L56 231H53L52 226H51L52 221H50V220L52 219L51 217H54ZM85 213H87V214L85 215ZM43 214L45 215V217H41V216H43ZM81 214H83V215H81ZM21 215H23V214L21 213ZM52 215H54V216H52ZM71 215H72V217H71ZM46 216H47V218H46ZM59 216H57V217H59ZM55 217H54V219H55ZM57 217H56V219H57ZM65 217L66 216H63L62 218L64 219ZM23 220H25V219L23 218ZM65 220H68V218L67 219L65 218ZM140 221L142 224H145L146 218L144 215L141 216ZM20 222H22V218H21ZM5 223H3V225L5 224L4 226L0 225V242L2 240H3V243H4V241L5 242H12V240L16 239V237L19 235V233H18L19 227L17 226V223L14 219L8 220ZM24 223H25V221H24ZM169 223H172V222L169 221ZM14 224H16L18 230H16V228L14 227L15 226ZM82 226L84 228H82ZM143 226H145V225H143ZM230 229L238 230V233H236L235 236L233 235V237H231V238L226 233V231H228ZM92 231H94V232L92 233ZM51 232H52V235H51ZM16 233H18V234H16ZM15 234H16V237H15ZM54 234H55V236H54ZM134 234L135 233H133V236H134ZM136 234H137V232H136ZM57 235L59 237H61L60 235H62L63 238L60 239ZM65 236H67V237L64 238ZM69 236H70V238L68 239ZM178 236H180V237L178 238ZM46 241L49 245L51 244L52 246H54V244H55V246H56V243H58V245L56 247H51L46 243ZM48 241H50V243ZM51 242H53V243H51ZM61 243L64 246H62ZM41 244H42V247H40ZM68 244H69V246H68ZM86 247L90 248L92 250V252L90 249H87V253H83V252H86V250H85ZM63 248L65 251L63 250ZM241 248H244L246 251L245 252L240 251ZM133 249H134V251H132ZM144 249H145V252H143ZM48 250H46V248H45L46 252H44L41 255L39 253H36V254H39L41 257H42V255H44L46 253L49 254V255H44L45 257H43V258H44V261L46 263L48 261V263L50 262V264H51L52 260H54L52 258L54 257L55 253L51 254L53 251L49 252ZM88 250H90V252ZM141 250L143 253L141 252ZM43 251H44V249H42V252ZM38 252L41 253V251H39V249H38ZM54 252H55V250H54ZM88 253H90V254H88ZM246 254L249 256V260H248L249 262L248 263L244 259V256H246ZM256 254H257V257L261 259V261L254 260V257L256 256ZM39 255H38V257H40ZM51 255H52V258L50 257L49 258L50 260H48V256H51ZM121 256L123 257V254H121ZM262 256H264V255H262ZM40 258H38V259H40ZM12 260L13 259L10 257L9 258L4 257L3 259L1 258L0 261H2L1 264H13V263L16 264L17 263L16 261L13 260L14 261L13 262ZM40 260H42V259H40ZM56 260H54V263ZM71 260H72V258H71ZM58 261L59 260H57V263H55V264H58L60 262V261L59 262ZM26 262L27 261H25V259H20V261L17 264H26ZM71 262H73V260ZM107 262H108L107 264H109V262L111 263L110 260H108ZM43 263L44 262L42 261V264ZM54 263L52 262V264H54ZM71 264H73V263H71Z\"/></svg>", "mask_w": 264, "mask_h": 264}]
</instances>
